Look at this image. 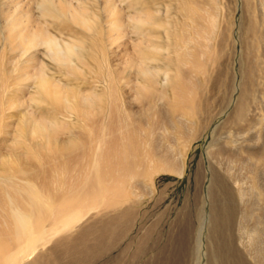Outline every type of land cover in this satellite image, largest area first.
<instances>
[{
    "label": "bare ground",
    "instance_id": "obj_1",
    "mask_svg": "<svg viewBox=\"0 0 264 264\" xmlns=\"http://www.w3.org/2000/svg\"><path fill=\"white\" fill-rule=\"evenodd\" d=\"M28 1L0 0V133L3 135L0 139V264H22L57 234L72 230L81 222L86 209L114 208L129 200L131 191L128 180H134L132 182L137 187L142 184L140 178L147 180L155 173L182 174V164L175 147H166L159 141L154 126L150 128L143 122L144 115L132 108L134 103L131 100L126 108L120 101L118 81L122 77L127 83L130 82L127 86L134 92L132 100H147L144 109L150 112L156 109L155 103L167 99L168 86L174 95L170 104L176 109L175 112L182 110V117H185L184 113L194 117L208 110L207 104L199 101L201 92H197V89L200 90L202 86L199 88L185 82L179 71L174 69L175 59L163 57L166 60L164 66L152 65L153 62H161L157 54L163 50L176 52L178 62L182 63L188 53L192 55L189 51L192 44H200L202 49L204 45L207 49V44H204L206 35L196 32L197 38L194 39L180 37L183 44L180 45L179 39L176 42L171 39L173 28L170 22H166L160 26L165 27L170 42L161 46L153 40L152 33L144 30L148 25L157 24L153 12L143 9L129 15L127 18L133 25L132 33L138 34L139 40L135 41L131 51L126 48L124 69L118 74L96 75L100 81L98 83L104 80L109 83L110 100L107 101L105 93L95 88L83 90L73 85L72 81L82 76L84 80L88 78L81 68H90L83 46L62 42L49 32L46 23L35 18ZM37 4L44 21L48 17L64 21L67 18L93 34L99 31L97 16L92 15L86 6H74L65 0H39ZM105 10L109 26L107 36L114 45L125 35L123 18L126 15L116 0H107ZM199 28L198 31L205 33L201 24ZM253 34L258 36L257 28L253 29ZM176 35L175 32V39L178 37ZM42 47H45L43 55L40 52ZM202 49L192 55L197 70L204 68V64L197 65V56L206 54ZM7 50L10 53L8 56ZM91 58L98 62V66L103 63L94 54H91ZM53 62L59 70L63 69L61 73L67 81L57 77ZM253 62L247 70L251 81L259 64L256 58ZM162 74L164 81L161 80ZM12 87H17L15 93H11ZM256 87L253 80L252 87L241 91L238 105L230 116L231 123L239 124L245 120L248 101L255 94ZM2 91L7 92L5 98ZM42 105H47L48 109H42ZM17 108L20 109L17 122L8 123L6 111ZM60 114L66 117L75 114L84 121L87 131L83 134L71 129L67 123L59 122ZM10 127L13 128L9 131ZM66 131H69L67 136ZM177 132L184 141L193 139V129L182 121ZM232 150H227L228 157L237 156ZM225 152L224 147L216 151L218 154ZM248 155L256 159L257 165L264 166V146L248 149ZM197 174H200V169ZM256 175L254 178L263 206L264 187L258 185L260 180L257 181ZM226 177L213 172L210 185L211 193L213 191L212 218L218 235L233 222L234 217V207L230 201L232 184L227 182L231 177ZM234 184L238 186L240 183ZM63 185L67 188L66 193H60ZM212 187H216L215 191ZM244 190L238 189V197L236 195L241 201L242 217L253 219L256 224L262 223L263 216L256 214V207L246 199L247 191ZM220 194L229 200L224 205L218 203ZM118 215L112 222L81 229L75 238L60 237L52 250L39 254L29 264H50L59 259V250L69 258L79 259L81 263L89 262L103 253V243L117 238L119 231L128 226L134 212L132 207H126L118 209ZM119 227L121 229L118 231ZM257 233L262 232L259 230ZM90 239L93 242L88 244ZM217 243L219 253L231 248L230 242L218 240ZM255 248L254 254L250 253L254 255L253 263L264 264V248Z\"/></svg>",
    "mask_w": 264,
    "mask_h": 264
},
{
    "label": "rangeland",
    "instance_id": "obj_2",
    "mask_svg": "<svg viewBox=\"0 0 264 264\" xmlns=\"http://www.w3.org/2000/svg\"><path fill=\"white\" fill-rule=\"evenodd\" d=\"M38 1H28L35 18L38 17L42 20L41 22L46 23L49 32L62 42L83 46L88 56L90 68L81 66L88 75V81L82 76L72 81L73 85L83 90L95 88L105 93L107 101L110 100L109 83L106 80L98 83L100 81L96 75L118 74L124 69L127 59L126 48L131 51L135 41L139 40L138 34L132 33L133 25L128 22L127 18L129 15L143 9L153 12L157 24L148 25L144 30L152 33L153 40L161 46L170 42L165 27L160 26L166 22L171 23L170 27L173 30L170 36L174 42L186 37L197 38L196 32H200L203 36L206 35L207 39L203 40L204 44H207V49L204 45L202 49V45L192 44L193 47L189 50L192 55L198 50L201 52V49L204 54L206 53L197 56V65L204 64V68L197 70L193 64L194 56L189 53L187 58L184 57L186 61L183 59L185 63L183 61L180 63L177 60L179 55L167 50L156 55L160 56L163 63L159 60L158 64L153 62L152 65L164 66L166 61L164 58L167 56L175 59L174 69L179 71L185 82L195 84L199 88L202 86L200 90L197 89V92H201L199 101L201 103L204 101L208 110L194 117H189L188 113H184L186 115L182 117V110L175 112L176 109L170 104L174 95L171 87L168 86L170 89L167 87V99L155 103L157 104L156 109L150 112L144 109L148 103L147 100H132L134 92L127 86L130 82L127 83L122 77L118 81L120 101L122 100L126 108L128 101L131 100L134 103L132 108L144 115L143 122L147 123L150 128L154 126L155 135L159 141L166 147H175V152L178 153L182 164V174L163 171L155 173L152 178H149L150 180L140 178L139 181L142 184L137 187L132 182L134 180H128V188L131 191L129 200L115 205L114 208L86 209L83 219L72 230L57 234L54 239L30 255L22 264H29L39 254H46L52 250L56 240L60 237L75 238L81 229L93 228L116 220L119 217L118 209L126 207H132L134 217L128 222V226L122 230L119 227L117 238L103 243L102 254L89 262L81 263L79 259L69 258L59 250V259L50 264H240L242 261L243 264H254L255 246L264 248V205H261L258 193L260 191L254 175L256 173L257 181L260 180L258 185L264 187V166L257 165L256 159L249 157L248 149H258L264 146V0H116L126 16L123 18L125 35L114 45L107 36L109 31L108 16L105 10L107 0H65L74 6H86L92 15L97 16L99 31L94 34L70 21L71 19L66 18L64 21V19L48 17L44 21L38 8ZM200 24L205 33L198 31ZM254 28H257L258 36L253 34ZM175 32L178 36L176 39L174 38ZM179 44L183 45L181 41ZM40 52L43 55L45 47H42ZM6 54L7 56L10 54L8 50ZM91 54L103 62L101 66H98V62L91 58ZM255 58L259 61L256 74L252 79L257 86L254 90L255 94L250 102L248 101L247 109H249L245 120L242 123L233 124L230 116L238 105L241 91L252 87L247 70L252 66ZM52 65L57 77L67 81L61 73L63 69L59 70L54 62ZM164 77L162 74L161 80L164 81ZM16 89L17 87L10 88L11 93H15ZM3 94L5 98L7 92ZM41 107L44 110L48 109L47 105ZM19 110L17 108L6 111V116L9 117L6 121L10 124L17 122ZM60 115L59 122L67 123L71 129L81 131L83 134L87 131L84 121L75 114L67 115V117L64 114ZM180 121L193 129L194 136L191 141H184L178 135L177 127ZM12 128L10 127L9 131ZM65 133L67 136L69 131ZM2 136L0 133V139ZM220 147H224L226 152L216 153ZM227 150H232L238 157L235 155L231 156L233 158L228 157L230 155ZM252 164L255 168L251 166ZM257 168L258 171H256ZM198 169H200L199 175L197 174ZM212 171L221 174L222 177H226L228 173L227 177H231L232 181L226 177L229 180L227 182L232 184L231 192L236 193L230 195V201L232 200L234 207L233 222L226 226L219 235L214 230L216 227L211 209L213 205V191L212 193L210 191ZM237 180L242 184L240 185ZM232 182L239 184L241 189L247 191L246 199L255 205L256 214L263 216V224H256L253 219L242 217L241 201L237 198V190L240 188ZM64 183L66 184V181ZM215 188L212 187L214 191ZM66 191L67 188L63 185L60 193H66ZM226 201H229L227 197L220 194L218 203L224 205ZM259 230L261 234L257 233ZM218 240L231 244L230 249L222 252L223 255L219 253ZM92 242L91 239L87 241L88 244Z\"/></svg>",
    "mask_w": 264,
    "mask_h": 264
}]
</instances>
